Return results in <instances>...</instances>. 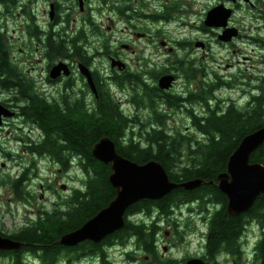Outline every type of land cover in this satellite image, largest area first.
<instances>
[{
	"label": "flooded vegetation",
	"instance_id": "af4514ba",
	"mask_svg": "<svg viewBox=\"0 0 264 264\" xmlns=\"http://www.w3.org/2000/svg\"><path fill=\"white\" fill-rule=\"evenodd\" d=\"M39 3L46 5V8L43 9V14L46 16V25L38 22L34 10V6ZM98 3L107 6V15L105 17L106 30L110 37L114 39L110 43L108 39H104L100 45V48L103 49L101 51L95 46L93 49V46L86 45L89 43L87 36L89 37L93 33L96 35L102 34L94 19V14L96 13L94 5ZM197 3L198 0H0V17L4 19L15 17V21L17 22L26 21V32L29 38L27 40V48L29 50H27L25 56L30 63L35 60V65L38 67V73L41 76H38L37 79L30 69L24 71L13 60L12 63L15 65L16 73L19 77L30 86L31 91L34 93L33 96L36 95L49 104L57 103L63 108L71 105L83 108L86 112L95 113L100 99L97 90L98 84L109 90L107 82L115 83L113 80L115 74H121L124 77L131 74H141L145 83H147V80L156 81L153 85L158 87L160 91L159 96L163 97L166 95V97L154 100V105H144L135 102L134 100L136 99L133 94L132 98L126 99V102L135 108V114L130 115L123 112L121 108L125 104L124 100L115 98L111 93L109 95L119 116L127 120V126L131 125V130L128 133L131 134V138L137 140L136 133L141 124H147L148 127H151L153 124L150 121L154 122L155 114L167 115L164 121L166 123L168 116L174 115L177 113L176 110L180 109L181 120L179 122L175 121L176 125L178 123L181 126L180 129L174 125L171 127L165 125L163 126L164 132L187 136L193 142L198 141L203 143L202 134L204 133L193 124V118L206 117L210 111L223 113L232 105L236 108L247 105V108L251 106L253 98L258 94L264 97V89L262 91L259 90L261 85H264V77L261 78V75L257 71V64L264 63V56L262 55V57H247L245 59L255 72L249 84L252 90L244 95L245 100L242 104L238 105L239 103H236L234 100L217 104L213 99L214 92L219 87L235 90L234 86L240 80L239 72L233 73L228 78L225 75V70L228 68L235 69L240 65L241 60L237 57V51L243 52V48L244 52L249 51V48L253 45L261 54H264V31H261V28H264V24L258 23L260 20H264V5L260 3V0H204L200 4ZM215 8H219L221 14L227 12L224 22H218L219 16L214 13L210 14V19L206 22L208 13ZM237 14L239 15V18L236 20L237 24L232 23L234 16ZM194 16L197 19L194 20ZM146 17L151 18L154 22L172 20L174 22L186 23L183 28L176 27L173 30V34L185 35V28H187V31H195L206 40L202 39L203 41H196L193 44L194 52L190 55V59L179 57V48L168 47L172 58L169 67L160 70L140 69L139 71H135L130 69L128 61L123 55L125 52L117 48L118 39L121 38L127 41L121 44L122 48L125 50L130 49L131 53L135 54L136 51L132 48L134 36L138 40L150 41L151 37H156L160 34L159 27L154 23H149V19ZM0 32L3 33L1 29ZM82 36L84 37V41L80 39ZM49 37L64 38L66 39L65 41L76 38L78 44L85 47L75 55L71 53L68 55H55L53 56L56 57L55 60L51 61L53 57H48L49 49L47 47ZM4 38L6 42L5 34ZM174 42L182 47L184 41L177 39ZM6 45L12 59L7 42ZM160 45L167 48L168 43L163 41ZM61 47L64 49L65 46L61 45ZM215 47H223V50H226V54L218 62L209 64L205 60V55H216L214 51ZM198 50L199 52H197ZM34 53L37 54V57H33ZM201 54L202 57H200ZM101 57L105 59L106 67L102 65L105 63H101V61L95 62L96 59H101ZM214 60L217 59L214 58ZM59 65L60 70L58 68V71L55 73L53 69L56 66L59 67ZM30 68L33 71L35 70L34 66ZM219 70H222V72ZM85 72L89 74L97 94L93 92ZM52 73L55 74L54 77H52ZM165 75L172 76L171 83L167 88H160L158 86V79ZM180 78L183 79L185 87L178 89L176 81ZM192 79H199L197 85ZM45 81L46 83L54 84L53 88L60 86L61 92H59V95L50 97L44 93H40L36 88L37 82L45 84ZM122 84L124 87H129L126 85L125 80H123ZM0 90L4 89L0 88ZM167 90H170V92ZM6 91L11 93L10 90ZM168 98L170 101H167ZM157 100L162 101L163 104L158 106ZM10 101L11 103L9 104L0 101V105L12 112L11 116H1L0 130H3L8 123L7 120L14 116L24 118L19 110H17V106H12V97ZM135 104L137 106L143 105L146 110H150L147 112L149 113L148 117L145 115L140 117L138 111L141 108H137ZM164 105L169 107L170 111L162 109ZM36 126L39 128L38 125ZM192 126L201 136L188 135L191 131L189 128ZM254 130L256 129L251 130L246 135ZM40 132L42 134L41 130ZM126 140L127 137L125 136L120 141L124 143ZM33 143L34 141L31 140L30 144L32 145ZM115 149L121 155L116 148V144ZM251 153L249 155V163H253L251 161ZM7 155L9 156L10 154L8 153ZM75 157L77 159L74 160L77 162L76 166H78L83 161L80 153L69 154L68 161L70 163ZM228 157L224 170L218 174L227 172ZM25 168V170H29V167ZM59 168L61 167L59 166ZM218 174L216 175L215 182L212 181V185L217 188ZM18 179H21L20 186L25 197L24 199L17 198L15 194L14 185ZM26 179V171H23L10 184L14 196L19 200H25L28 195L24 193V190H26V186L24 185ZM175 189L177 190L173 189L172 203L168 213H161L154 207H151L147 211L145 207H142L139 211L135 210V212H132L127 217L134 224L143 223L147 228L154 227V233L151 238L152 243L149 249L151 252H145L142 248H139L144 252L140 264H264V208L257 213L252 210L250 211L249 208L245 212L232 215L227 212L228 200L226 198V212L240 221L238 222L239 229L233 233L231 232L230 237L216 236L215 239H210L211 220L215 213L220 211L222 207L221 202L215 201L211 194L202 189L200 185L190 190H184L182 187H176ZM219 191L221 190L219 189ZM221 193L223 192L221 191ZM160 199L147 200L152 201L151 204H153V201ZM55 208L64 209V206H55L53 209ZM160 239H162V244L159 247ZM114 242L113 244H109V246L114 244L123 246L117 243L116 240ZM132 242L133 240L126 245H131ZM80 243L82 244V241L75 245L76 255L79 257L82 255L93 257L87 250L82 249ZM133 245L135 246V243ZM109 248L108 246L106 247L108 257L106 263H102L95 256L100 264H112L107 252ZM127 253L126 257L130 258L127 256ZM60 254V257H63V254ZM136 257L132 256V259L137 260Z\"/></svg>",
	"mask_w": 264,
	"mask_h": 264
},
{
	"label": "trees",
	"instance_id": "16d2710c",
	"mask_svg": "<svg viewBox=\"0 0 264 264\" xmlns=\"http://www.w3.org/2000/svg\"><path fill=\"white\" fill-rule=\"evenodd\" d=\"M80 39L84 41L83 36ZM65 40L49 37L48 57L69 53L75 55L85 47L78 44L76 38ZM61 45L65 46L64 49ZM92 48L94 49V46ZM113 80L118 86H122L125 80L135 96L134 101L144 105H154V100L166 97V95L160 97L158 87L145 83L141 74H131L126 77L115 74ZM0 88L13 91L12 106H17L24 119L38 125L42 131V140L29 146L31 152L50 157L62 170L69 168V154L80 153L83 161L79 166L85 172L82 187L73 189L64 200V209L42 211L37 218L19 230L3 234L21 245L18 249L0 250V256L10 258L14 264H19L23 255L30 253L37 256L41 264H54L60 253L66 257L76 255L75 246L58 243L60 236L79 228L116 195L115 188L108 180L111 172L110 164L96 159L91 153L94 143L103 136L112 139L118 152L131 161L160 162L170 180L174 182L201 179L202 189L222 204L220 211L216 212L211 220L210 239H215L216 236L230 237L231 232L238 231L240 221L227 214L225 206L227 197L212 185V181L215 182L216 175L224 170L227 157L237 147L242 137L251 130L264 126L263 95L255 96L253 103L247 108V105L241 108L232 105L226 112L210 111L206 117L193 118V124L204 133L203 143L193 142L187 136L165 133L163 128L167 116L165 114H155L154 122L150 119L153 124L151 127L141 124L136 133L137 140H133L131 134L124 135L127 120L119 116L113 101L109 98V90L102 85L98 84L100 99L95 113L71 105L63 108L57 103L49 104L36 95L33 96L30 86L16 73V67L12 63L2 32H0ZM263 89L264 85H261L259 90ZM161 93L163 94L162 91ZM167 101L170 99L168 98ZM125 136L127 140L122 143L120 140ZM263 150V145L258 146L251 153V161L261 162ZM20 180L18 179L14 185L15 194L17 198L24 199ZM174 190L160 200L153 201V204L147 199L133 203L123 214L124 223L121 228L107 234L98 242L82 241V244L80 243L82 249L98 257L102 263L107 262L106 247L115 243L114 240L123 246L133 240L132 243L138 248L151 252L149 249L154 227L147 228L143 223L134 224L127 217L142 207L147 211L154 207L161 213H168ZM262 208H264L263 193L256 197L250 211L257 213ZM127 256L130 257V254L127 253Z\"/></svg>",
	"mask_w": 264,
	"mask_h": 264
},
{
	"label": "rangeland",
	"instance_id": "374dc122",
	"mask_svg": "<svg viewBox=\"0 0 264 264\" xmlns=\"http://www.w3.org/2000/svg\"><path fill=\"white\" fill-rule=\"evenodd\" d=\"M204 0H198L197 4L202 3ZM260 3L264 5V0H260ZM46 8V5H41L40 3L34 6L35 13L37 15L38 22L42 25H46V16L43 14V9ZM94 8L96 13L94 14L95 21L99 26L101 35H96L95 33L87 36L88 44L87 46H95L99 51L103 50L100 48L104 39H108L110 43L113 38L107 33L106 30V21L105 17L107 15V6L105 4H95ZM75 16V15H73ZM149 23H154L160 29V34L156 37H151L150 41L138 40L134 36V45L132 48L135 49V54H132L130 49L125 50L122 48V43H125L124 39L119 38L117 48L125 52L124 57L128 61L130 69L139 71L140 69H152L160 70L166 67H169L171 61V53L168 51V47H177L180 49L178 54L179 57H184L190 59V55L194 52L193 44L196 41L206 40L204 37L199 36L195 31H185V35H176L173 34V30L176 27L183 28L186 23L174 22L172 20L154 22L151 18ZM239 15H235L232 23H236ZM193 19H197L196 16ZM16 18L4 19L0 17V29L3 31L6 37V42L8 44L9 50L11 51L12 60L22 67L24 71L29 70L31 73L38 79V76H41L38 73V67L35 65V60L30 63L25 56L28 44L27 40V28L26 21L17 22ZM189 21V20H186ZM95 23V25H96ZM258 23L264 24V20H260ZM154 28V26H153ZM261 31H264V28H261ZM183 40V46H179L174 42V40ZM167 42V48L161 46L162 42ZM190 43V44H189ZM230 49V48H229ZM214 51L216 55H205V60L209 64H214L226 54V50H223V47H215ZM237 51V57L241 60L240 65L237 68H228L225 70V75L230 78L233 73L239 72L240 80L238 84L234 86L235 90L225 89L219 87L215 90L213 99L217 104H222L229 100H234L238 105L242 104L245 100V94L252 90V87L249 85L255 70L250 66L248 62L245 61L247 57L255 58L262 57L264 54H261L257 48L253 45L249 48V51L244 52ZM199 52V50L197 51ZM33 57H37V54H33ZM202 57V54L200 55ZM56 57H53L51 61H54ZM216 58L217 60H214ZM105 63L103 66H107L104 58L96 59L95 62ZM34 66L35 70L33 71L30 67ZM222 72V70H219ZM257 71L261 75V78L264 77V63L257 64ZM56 73V71H55ZM44 75V73H43ZM248 77V78H247ZM192 81L197 85L199 79H192ZM260 82V81H259ZM147 83L153 85L156 81L147 80ZM110 93L118 99L125 101V104L121 106L123 112L130 115L135 114V108L128 102L126 99L129 97L132 98L133 93L129 87H120L115 83L107 82ZM176 86L178 89L185 87L183 79L180 78L176 81ZM54 84L42 82H37L36 88L40 93H44L50 97H55L59 95L60 86L53 88ZM170 92V90H167ZM254 93V92H252ZM264 94V90H263ZM13 95V91L9 93L6 90H0V101L5 103H11L10 98ZM157 100L158 106L163 104L162 101ZM213 103V101H212ZM141 108L138 111V115L143 117L147 115L150 110H146L143 105L137 106ZM143 107V108H142ZM162 109L170 111L169 107L164 105ZM137 110V109H136ZM177 113L174 115L168 116L164 126L171 127L172 125L180 129L181 126L176 125L175 121L181 120L180 109L176 110ZM172 118V119H171ZM8 123L5 125L3 130H0V233L1 234H10L19 230L25 224L30 223L33 219L37 218L43 210H52L55 206H64V200L72 193V190L75 188L82 187V183L85 180V172L80 169V166H76V157L72 159L69 163L68 170H62L59 168V164L52 160L50 157H46L42 154H36L29 151L28 147L31 145L30 141L38 142L42 140L43 136L39 128L28 122L26 119L21 116H14L13 118L7 120ZM186 125V121L184 122ZM184 126V124H183ZM183 128V127H182ZM131 130V125H128L124 131V135H128ZM191 130L188 135L201 136L199 132L194 130L192 126L189 128ZM188 130V131H189ZM10 154L9 156L7 154ZM109 164L111 162H108ZM107 164V163H105ZM25 167H29V170H25ZM23 171H26V181L24 185L26 186L24 190L26 196L25 200H19L14 196L13 189L10 186L14 178L20 175ZM112 172V170H111ZM110 172V173H111ZM110 175V174H109ZM108 175V180H109ZM110 182V181H109ZM111 184V183H110ZM105 208V207H102ZM101 208V209H102ZM138 219V218H135ZM161 240H159V247L161 246ZM107 249L109 259L112 264H140L142 261V256L144 252L139 249L133 243L131 245L120 246L114 244ZM161 249V248H160ZM130 254V258L126 257V253ZM63 257H58L54 264H100L99 260L93 256L82 255H70ZM132 256H137L136 259H132ZM0 264H14V262L7 257L0 256ZM19 264H41L37 256H33L30 253H26L22 257V261Z\"/></svg>",
	"mask_w": 264,
	"mask_h": 264
},
{
	"label": "water",
	"instance_id": "95a60500",
	"mask_svg": "<svg viewBox=\"0 0 264 264\" xmlns=\"http://www.w3.org/2000/svg\"><path fill=\"white\" fill-rule=\"evenodd\" d=\"M212 13L219 16L218 22H224L227 14V12L221 14L219 8L212 9L207 15L206 22L209 21ZM58 68L60 70V65L54 67L53 71H58ZM85 73L93 92L97 94L89 74ZM54 76L55 74L52 73V77ZM171 80L170 75L161 76L158 79V86L167 88ZM2 115L11 116L12 112L0 105V124ZM261 144L264 149V126L242 137L228 157L227 172L217 176V186L228 200L229 214L237 215L247 211L256 197L264 194V155L261 162H248L250 153ZM91 153L103 163L111 162L112 172L109 181L115 188L116 195L105 208L100 209L79 228L62 234L58 243L64 246H75L84 240L98 242L107 234L118 230L123 226L125 210L139 200L159 199L176 187L190 190L202 183L201 179L174 182L170 180L162 164L156 160L137 163L124 158L117 153L113 140L107 136L101 137L94 143ZM20 245L18 241L0 233V250L18 249Z\"/></svg>",
	"mask_w": 264,
	"mask_h": 264
},
{
	"label": "bare ground",
	"instance_id": "6f19581e",
	"mask_svg": "<svg viewBox=\"0 0 264 264\" xmlns=\"http://www.w3.org/2000/svg\"><path fill=\"white\" fill-rule=\"evenodd\" d=\"M202 181V180H201Z\"/></svg>",
	"mask_w": 264,
	"mask_h": 264
}]
</instances>
